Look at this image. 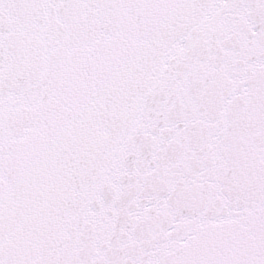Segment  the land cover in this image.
<instances>
[{
    "label": "snow or ice",
    "instance_id": "1",
    "mask_svg": "<svg viewBox=\"0 0 264 264\" xmlns=\"http://www.w3.org/2000/svg\"><path fill=\"white\" fill-rule=\"evenodd\" d=\"M0 264H264V0H0Z\"/></svg>",
    "mask_w": 264,
    "mask_h": 264
}]
</instances>
